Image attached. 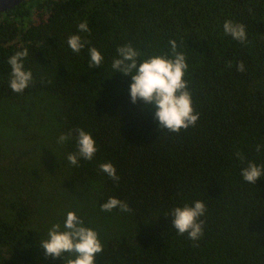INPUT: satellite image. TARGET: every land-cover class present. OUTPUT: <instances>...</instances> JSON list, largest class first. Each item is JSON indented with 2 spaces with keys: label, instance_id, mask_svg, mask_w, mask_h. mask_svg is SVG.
<instances>
[{
  "label": "trees",
  "instance_id": "1",
  "mask_svg": "<svg viewBox=\"0 0 264 264\" xmlns=\"http://www.w3.org/2000/svg\"><path fill=\"white\" fill-rule=\"evenodd\" d=\"M226 20L245 25L246 44L224 34ZM84 21L90 32L78 31ZM73 34L90 41L80 53L67 44ZM170 40L186 57L200 114L179 133L159 129L153 106L132 103L131 76L111 67L119 46L131 43L143 59L169 52ZM89 47L104 58L98 68L88 67ZM24 49L33 80L16 93L8 59ZM79 128L98 151L72 166ZM257 145L264 0H25L0 12V264H67L46 256L41 240L69 211L98 231L96 264H264V176L251 184L241 175L249 161L264 165ZM107 162L118 182L99 170ZM109 197L132 211H101ZM197 200L207 210L193 241L165 215Z\"/></svg>",
  "mask_w": 264,
  "mask_h": 264
},
{
  "label": "clouds",
  "instance_id": "2",
  "mask_svg": "<svg viewBox=\"0 0 264 264\" xmlns=\"http://www.w3.org/2000/svg\"><path fill=\"white\" fill-rule=\"evenodd\" d=\"M79 32H90L87 21L77 25ZM223 32L234 40L246 44L248 41L246 27L242 23L226 20L223 23ZM90 41L83 40L79 34L68 37L67 44L75 53H80ZM170 51L163 54H153L140 59L142 53L131 43L117 48V57L113 59V71L131 76L130 96L132 103L143 101L145 105L155 108L154 119L159 124V129H166L168 132L179 133L189 127H195L200 114L195 111L189 81L185 78L189 65L185 55L178 50L175 40L169 41ZM89 69L98 68L102 65L103 56L96 47H89ZM28 56V50L17 51L9 57L8 63L11 66L10 88L16 93H22L29 87L33 80L31 70H26L24 58ZM232 63L229 62V67ZM237 70H245L241 61ZM76 151L67 154L66 159L72 166H79L81 159L92 161L98 147L90 132L83 128L75 129ZM72 138V132L61 134L58 142L64 144ZM262 145L256 146L259 152ZM237 158L244 163L246 157L242 152L237 151ZM99 170L106 174L113 181L118 182L115 166L110 163H101ZM243 179L255 184L258 178L264 176V165H257L255 162H247L242 168ZM226 187V185H225ZM119 208L120 212L128 213L130 206L116 198L109 197L101 205V211L112 212ZM206 205L203 201L197 200L192 204H185L183 207H174L169 214L172 219V227L178 235L187 234L190 240L196 241L203 236L205 221L201 219L206 213ZM41 247L45 255L52 258H67V264H96V257L103 252L104 245L98 231L92 227L85 226V220L75 211H69L61 223H54L47 231L46 238H42Z\"/></svg>",
  "mask_w": 264,
  "mask_h": 264
},
{
  "label": "water",
  "instance_id": "3",
  "mask_svg": "<svg viewBox=\"0 0 264 264\" xmlns=\"http://www.w3.org/2000/svg\"><path fill=\"white\" fill-rule=\"evenodd\" d=\"M25 0H0V12L16 7Z\"/></svg>",
  "mask_w": 264,
  "mask_h": 264
}]
</instances>
